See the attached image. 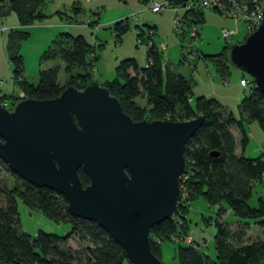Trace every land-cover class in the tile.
Masks as SVG:
<instances>
[{
	"label": "trees",
	"instance_id": "obj_1",
	"mask_svg": "<svg viewBox=\"0 0 264 264\" xmlns=\"http://www.w3.org/2000/svg\"><path fill=\"white\" fill-rule=\"evenodd\" d=\"M167 1L178 5L182 0ZM43 6L44 0H9L7 6L0 5V15L11 11L19 25H30L50 16L44 12ZM55 13L60 16L64 14L60 11ZM79 13V6L73 3L70 14L65 15L68 21H74ZM202 20L201 12L199 23ZM112 28L117 40L128 29L124 20L114 22ZM148 31L146 36H141V32L137 34L138 38L145 39L144 66L138 67L133 58H125L115 65L112 78L99 84L107 88L132 120L169 118L179 121L203 116L201 124L185 144L186 167L178 182L180 190H184L190 201L201 197L208 206L217 208L212 221L215 256L210 258L199 251L192 241L186 244L182 242L177 243L175 249L177 263L264 264V199H257V207L247 205L254 183L264 177V153L255 157L243 155L250 137L245 125L255 120L264 130V95L256 90L248 77V84L251 85L239 100L238 118L226 112L214 98L199 96L190 106L187 81L165 63L162 50L152 41L153 30ZM26 37L22 33L16 42L8 40L6 49L13 83L22 91L23 98H54L67 85L81 89L92 80L91 70L98 59V50L103 45L101 42L92 44L81 35L56 34L39 60H61L66 77L63 83L58 82L57 74L61 67L57 64L40 69L36 81L32 82L23 77L22 59L18 54L19 42ZM220 56L226 59V52L224 54L223 50ZM138 97L145 99L146 108L135 102ZM17 98L0 95V100L7 99L9 106ZM229 126L236 128L237 141ZM0 166L13 177L12 184L0 191L3 194L0 206V264H123L127 260L123 249L102 228L92 221L71 216L59 194L25 182L11 172L2 160ZM77 174L81 185H86L88 178L83 171L78 169ZM18 201L55 224H67L68 230L63 235L41 229L33 234L23 232L18 220ZM182 205L179 199L174 214H179L181 208L185 209ZM226 209L236 221L255 224L261 229L263 237L244 241L243 228L237 226L232 229L223 219ZM174 214L154 224L149 231L150 251L159 259V241L169 240L172 233L177 235ZM181 228L185 232L184 226ZM72 234L90 245L86 247L87 255L83 260L65 245Z\"/></svg>",
	"mask_w": 264,
	"mask_h": 264
},
{
	"label": "water",
	"instance_id": "obj_2",
	"mask_svg": "<svg viewBox=\"0 0 264 264\" xmlns=\"http://www.w3.org/2000/svg\"><path fill=\"white\" fill-rule=\"evenodd\" d=\"M262 16L227 48L226 60L264 95V7ZM202 120H132L91 80L54 98L0 103V160L25 182L59 194L71 216L102 228L131 264H164L150 251L148 234L177 209L184 147ZM78 169L88 178L84 186Z\"/></svg>",
	"mask_w": 264,
	"mask_h": 264
},
{
	"label": "rangeland",
	"instance_id": "obj_3",
	"mask_svg": "<svg viewBox=\"0 0 264 264\" xmlns=\"http://www.w3.org/2000/svg\"><path fill=\"white\" fill-rule=\"evenodd\" d=\"M128 1L132 7L129 8L126 5L127 10H125V13L134 12L135 15L134 17H130L129 14L126 17L124 16L125 18L122 17L128 29L118 40L112 28L113 21L115 20L104 22L105 18L113 14L112 10H106V12L101 13L103 17L99 18L98 23L100 25L96 29L89 26L88 21L94 19L92 18V14L85 8L74 18V21L67 20L70 22L69 25H72L70 31H72L73 36L81 35L88 41L92 40L94 35H96L103 44L101 49L98 50V59L94 62V68L91 70L92 80L101 83L103 80L111 79L115 65L125 58H133L138 67H143L146 62L145 39L138 38L137 34L141 32V36L143 34L146 36L149 33L148 29H151L153 30V34L151 35L153 43L159 48L162 44L164 45L161 50L165 63L170 66L174 73L181 75L187 81L190 87V106H193L196 97L214 98L226 112L238 118L239 100L246 94L251 84H246L245 87H242L239 84V79L241 77L247 79L248 76L231 65L220 54L223 50L225 54L229 46L242 42L244 37L251 32L246 31L244 23L235 22L233 19L220 15L215 10L203 9V20L197 25L199 37L189 38L188 34L184 35L181 33L178 35L175 33L173 19L176 13L173 8L165 7L158 13L150 11L149 7L153 1L159 2L161 0H146L144 2L142 0ZM55 7L56 0L52 1L51 4L49 0H44L43 9L48 15ZM176 8L177 16L181 17L184 9L179 6H176ZM68 9H70L69 6L65 8L66 12H68ZM11 16L16 17L14 13H11ZM187 17L189 18L190 15ZM10 23L7 19L0 22V27L6 25V28L1 29L2 34L0 32V79H3L0 90L5 95L16 96L18 88L12 85L14 83H12L13 80L10 77L4 57L5 50H3L6 48L7 35L12 30L9 27ZM221 29H235L237 30V34L226 41L220 36ZM185 30L187 31L188 27H185ZM28 42H33V40L31 39ZM57 64L61 67L58 70L57 79L59 83H63L66 75L62 69V61L59 59L39 60V67L36 64L35 69H33L31 62L28 63L26 66L27 72H25L26 78L35 82L37 70L46 69ZM13 86L15 87L13 88ZM135 102L139 106H143V108L147 107L144 98L138 97ZM229 127L237 141L238 133L236 128L234 126ZM245 128L250 137L243 155L255 157L260 153H264V130L255 120L248 122ZM12 178V175L0 166V191L3 190L4 186L8 187L12 184ZM185 194L184 190L181 189L179 199L186 210L181 208L179 214H174L175 218H173L176 222L177 235L172 233L169 236V240L159 241L160 261L164 264H178L175 249L177 243L183 242L182 244H186L184 241L186 238H189L199 251L204 252L210 258H214L215 256L212 221L216 215L217 208L208 206L201 197L190 201ZM258 198L264 199V177L260 182L254 183L247 200V205L249 207H257ZM2 199L3 194L0 192V206H2ZM17 212L20 229L27 234H33L36 230L42 229L46 232L63 235L68 230L67 224H55L39 212L28 209L19 201L17 202ZM223 219L231 225L232 229L237 226L242 227L244 230V241L246 242L263 237L261 229L251 221L248 224L233 221L236 219H234L228 209L225 210ZM183 226L185 232H182L181 227ZM65 245L70 248L77 258H81L82 260L87 255L85 251L86 247H90L88 243L79 240L75 234H72L66 240ZM123 264L131 263L125 260Z\"/></svg>",
	"mask_w": 264,
	"mask_h": 264
},
{
	"label": "crops",
	"instance_id": "obj_4",
	"mask_svg": "<svg viewBox=\"0 0 264 264\" xmlns=\"http://www.w3.org/2000/svg\"><path fill=\"white\" fill-rule=\"evenodd\" d=\"M8 1L9 0H0V5L7 6ZM49 1L51 4L52 1L54 0H49ZM73 3H76L79 6L80 13L82 12L83 8H85L90 12V14H92V18L94 20L88 21V23H90L89 26L94 29L98 28V26L100 25L98 23V20L102 16L101 13H104V11L106 12V10H112L111 12H113V14L105 18L104 22H110L112 20H115L113 21L114 23L118 21V19L122 20V17L124 16L126 17L129 14H130V17H134L135 15L134 12L125 13V10H127L126 5L129 6V8L132 7L128 0H56V7L53 11H51V13H49L50 14L49 17H47L46 19L40 22H36L30 25H24V26L18 24L17 19H15L16 17L11 16V13H13L11 11L5 13L4 15H0V22L4 19H7L11 22L9 24V27H11L12 30L7 35V42L8 40L16 42V40L22 33H25L27 35L25 39L20 40L19 46H18L19 47L18 54L20 55L22 59L23 70H24L23 77L25 79H27L25 75V72H27L26 70L27 64L31 62L33 69H35L36 64L39 67V56L46 49V47L49 45L50 41L56 34L65 32V33L72 35L71 33L72 31H70V28L72 27V25H69L70 22L67 21L68 19L66 18V15H65V14L70 13V9H68L67 10L68 12H66L65 8H68V6L70 7V5ZM118 3H120L119 6H118ZM118 10H119V13H118ZM56 11L64 12V14L60 16L59 14L55 13ZM82 24L84 25V23ZM4 28H6V25H3L2 27H0L1 34H2L1 29H4ZM31 39L33 40V42H28ZM88 41L92 44H97L101 42L100 39L96 37V35H94V38L92 40H88ZM27 42L28 44H26ZM5 47L6 48L3 49L5 50L4 57L6 59V64H7L9 73H10V77L12 78V73H11V68H10L11 66L7 59V50H6L7 44ZM39 70H37V73ZM37 73H36V76H37ZM2 80L3 79H0V88L3 82ZM14 87L15 86H13V88ZM2 94L3 93L0 90V95ZM236 153L238 152L236 151ZM233 221H236V220H233Z\"/></svg>",
	"mask_w": 264,
	"mask_h": 264
},
{
	"label": "built area",
	"instance_id": "obj_5",
	"mask_svg": "<svg viewBox=\"0 0 264 264\" xmlns=\"http://www.w3.org/2000/svg\"><path fill=\"white\" fill-rule=\"evenodd\" d=\"M176 6L184 9L181 17L177 16ZM165 7H171L175 11V16L173 19L174 31L176 34L183 33L188 34L189 38L199 37L198 24H199V14L203 9H210L217 11L220 15L233 19L235 22H243L246 31H252L262 20V9L264 7V0H182L180 4L173 5L167 0H161L159 2L153 1L152 5L149 7L150 11L153 13H158L162 11ZM190 15L188 18L187 16ZM188 27V30H185ZM237 34V30L232 29H221L220 36L228 41L232 36ZM164 45L162 44L160 49ZM239 84L245 87L248 84L246 78H240ZM19 98H23V93L18 89L17 95ZM0 103L7 107L9 101L7 99L0 100ZM185 243H190L189 238L184 239Z\"/></svg>",
	"mask_w": 264,
	"mask_h": 264
}]
</instances>
